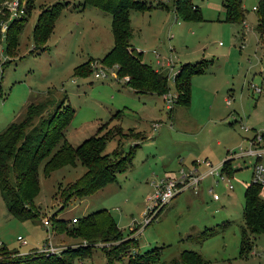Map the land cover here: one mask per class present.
Listing matches in <instances>:
<instances>
[{
  "label": "rangeland",
  "instance_id": "1",
  "mask_svg": "<svg viewBox=\"0 0 264 264\" xmlns=\"http://www.w3.org/2000/svg\"><path fill=\"white\" fill-rule=\"evenodd\" d=\"M136 1L145 3L150 11H130L133 30L130 42L153 70L157 68L167 75L166 63L171 62L174 72L179 69L192 72L188 106L176 103L172 110H166L162 97L143 103L127 94L123 82L94 79L95 67L113 66L99 61L112 45L111 19L94 7L83 8V0H34L18 45L7 57L6 65L1 41L0 131L21 120L28 104L48 101L47 110L52 111L65 97L64 105L68 102L75 110L69 126L72 133L90 134L97 120L107 118L108 109H124V127L119 123L111 125L114 121L111 120L102 130V133L121 132V136L106 144L104 152L110 153L118 145L126 153L130 146L139 145L126 172L117 174L114 181L93 196L71 199L62 210L54 197L57 186L60 184V190L64 189L85 169L79 164L65 166L45 177L40 165L39 193L34 200L39 218L14 219L0 196V242L20 254L38 249L48 238L51 245L63 248L76 243V239L64 233L50 238L51 229L42 224L44 220L56 212L58 218L70 220L106 208L123 237H135L138 245L127 254L121 253L123 256L115 264L126 262L137 251L159 247L163 249L161 262L178 256L182 250H192L208 264H264V234L255 236L250 251L239 257L243 194L251 181L253 160L231 155L245 148L246 139L254 133L264 137V40L260 42L254 30L253 10L258 0H243L244 25L224 21L221 0H191L199 19L187 21L177 15L176 23L172 13L174 0ZM21 3L25 6L26 0ZM54 3L64 7L43 44L45 50L34 45L31 31L39 11ZM152 51L159 55L160 66L155 64ZM84 59L88 77L72 76L73 68ZM115 87L119 89L115 91ZM168 89L169 95L175 93L173 80H168ZM138 117L151 125L157 123L158 128L153 130L150 124L126 127L128 121L137 123ZM119 118L120 115L115 120ZM241 127L248 131L243 132ZM225 158L231 160L230 165L236 170L230 179L231 190L212 178L204 180L197 195L189 191L178 194L160 208L150 224L141 228L151 205L154 184L180 170L197 168L201 172L207 164L217 166ZM210 187L219 196L218 201H212L207 193ZM225 221L229 224L222 227ZM206 228H212L213 232L203 237L200 233ZM17 237L25 240V244L17 241ZM101 246L108 245L96 246L89 256L74 258L72 264H106ZM9 254L11 258L15 255Z\"/></svg>",
  "mask_w": 264,
  "mask_h": 264
},
{
  "label": "trees",
  "instance_id": "2",
  "mask_svg": "<svg viewBox=\"0 0 264 264\" xmlns=\"http://www.w3.org/2000/svg\"><path fill=\"white\" fill-rule=\"evenodd\" d=\"M9 1L0 0V43L3 42L6 55L14 53L21 30L33 9L34 0H26L23 11L27 12V15L12 20H8V11L5 7V3ZM221 4L226 23L244 25L245 10L242 7V0H221ZM82 5L83 8L91 6L110 15L113 45L99 61L103 64L117 65L118 76L127 77L124 84L134 92L157 96L165 94L169 90L167 75L153 70L144 63L141 60L142 53L130 46L132 29L129 13L132 10L144 12L149 10V6L136 0H83ZM63 7L60 3H54L39 11L31 31L34 45L43 46L46 43ZM254 11L256 14L254 30L263 41L264 0L257 2ZM172 12L176 19L177 15L187 21L199 19L191 0H174ZM4 22L7 28L1 32ZM88 72V64L83 63L73 68L72 76L86 77ZM190 73L192 72L186 69H179L175 75L174 86L177 95L175 104L189 105ZM47 105L48 101L28 104L21 120L9 123L0 131V196L7 212L19 221L39 218L40 214L34 210V200L39 193L40 165L45 177L65 166L74 167L79 164L85 169L81 176L68 183L64 189L60 190V184L57 186L54 197L58 198L61 204L59 210H62L71 199L89 197L114 181L117 174L123 173L130 166L132 154L139 145L130 146L126 153L122 151V147L118 149L117 145L110 153H105L106 144L121 136L120 130L115 133L110 130L102 133L104 126L108 124L106 122L94 135L73 147L65 140L67 126L73 117L72 108L64 106L63 101H60L52 111L47 110ZM118 115L119 112L115 113L111 119ZM230 163V159H225L222 162V171L232 178L236 170ZM72 218L75 219V223H71ZM72 218L70 220L58 218L56 212L48 221L52 236L64 233L76 239V243L60 248L61 250L55 254L39 252L38 249L20 254L1 245L0 255L3 259L0 264H72L74 258L89 256L92 249L98 245H108L99 248L104 254L106 264H115L116 261L119 262L120 256H123L121 253L127 254L129 249L138 247L134 237L131 235L123 237L116 221L106 208ZM242 218L244 225L240 228L239 257L250 251L255 236L264 234L263 186L251 182L246 185ZM228 224L229 221H225L222 227ZM212 232V228H206L200 234L207 237ZM187 238H191V235ZM48 239L43 244H46ZM162 250L159 247L142 253L137 251L121 264H208L198 252L192 250H182L178 256L161 262ZM10 252L15 254L12 258Z\"/></svg>",
  "mask_w": 264,
  "mask_h": 264
},
{
  "label": "built area",
  "instance_id": "3",
  "mask_svg": "<svg viewBox=\"0 0 264 264\" xmlns=\"http://www.w3.org/2000/svg\"><path fill=\"white\" fill-rule=\"evenodd\" d=\"M5 7L8 11V20L16 19L24 15V5L21 3V0H10L9 2L5 3ZM254 9L255 8H253V10ZM6 28V22H4L1 27V32H4ZM152 54L156 59L155 64L157 66H160L162 63L158 60L159 55L155 51H152ZM166 65L168 66L167 79L174 81L175 75L178 71L174 72L171 62H167ZM155 70L158 71L159 69L156 68ZM117 71V65H113L112 68L108 69L102 67H95L93 77L97 80L112 79L117 82L125 83L127 77H119ZM256 89L257 91L259 90L258 88ZM176 97L177 95L175 93L173 95H169L168 91L162 95L165 109L171 110L173 108ZM153 127L155 130L158 127V124L154 123ZM241 130L243 132L248 131V129L244 127H241ZM263 140V134L254 133L253 137H251L250 139H246L247 146L245 148L240 149L237 153L234 152L231 155L237 159L251 158L253 162L250 165V182L264 187ZM207 178L214 179L215 183H223L228 190H231L233 188L232 184L230 183L231 178H229L222 171V163L217 166H211L210 164H207L206 170L202 172H198L196 169H191L189 171L180 170L178 174L172 173L166 175L165 177H163V179L159 180L156 184H154L153 193L150 197L151 205L150 208L146 211L147 214L145 213L146 217L143 218V224L141 228L150 224L156 218V213L160 210V208L170 202L178 194L189 191L193 195H197L201 190V184ZM207 193L213 201L219 200V196L213 192L211 187L207 190ZM71 223H75L74 218L71 219ZM42 224L47 227H49L50 225L48 220H44ZM17 241H20L22 244H25V240H23L21 237H17ZM1 245L2 244L0 242V247ZM61 249L54 247L49 241H47L46 244H43L38 248V251L43 253L55 254L58 253Z\"/></svg>",
  "mask_w": 264,
  "mask_h": 264
},
{
  "label": "crops",
  "instance_id": "4",
  "mask_svg": "<svg viewBox=\"0 0 264 264\" xmlns=\"http://www.w3.org/2000/svg\"><path fill=\"white\" fill-rule=\"evenodd\" d=\"M257 1V0H256ZM259 1V0H258ZM257 1V2H258ZM242 7L243 8H245L244 7V3H243V0H242ZM245 10V9H244ZM150 11V10H149ZM149 11H144V12H140V13H145V12H149ZM173 13V12H172ZM129 17H130V15H129ZM174 22L176 23L177 22V19H176V17H175V19H174ZM130 24H131V18H130ZM132 29V28H131ZM53 32V31H52ZM132 32H133V30H132ZM52 34V33H51ZM258 36V35H257ZM258 40L261 42V40L259 39V37H258ZM112 45H113V42H112ZM112 45L110 46V48L112 47ZM130 46L134 49V50H136L135 48H134V46L131 44V42H130ZM43 48H45L44 46H43ZM110 48H108L107 50H106V52H104V55L109 51V49ZM3 50V49H2ZM1 50V51H2ZM45 50H46V48H45ZM45 50H43V51H45ZM42 51V52H43ZM137 51V50H136ZM152 54V53H151ZM153 55V54H152ZM7 57H11V56H9V55H6L5 54V62H4V65H6L7 64V62H9L8 61V58ZM154 57V56H153ZM86 59H90L91 57H88V56H86L85 57ZM86 59H84L83 60V62L81 63V64H83V63H85V60ZM141 60L143 61V55H141ZM154 60H156L155 58H154ZM80 65V64H79ZM74 77H76V78H85V77H79V76H74ZM86 77H88V76H86ZM96 81H100V82H105V81H108V80H112V79H106V80H97V79H95ZM124 84V83H123ZM125 85V84H124ZM126 86V85H125ZM126 92H127V94L130 96V97H133V98H135L136 100H139V101H142L143 103H150L151 101H154L155 99L154 98H156V97H162V95L161 96H157V95H154V94H139V93H136V92H134L131 88H129V87H127L126 86ZM115 91H117L119 88L118 87H115ZM62 101H63V105H64V103H65V101H66V98L64 97V99H62ZM66 105H68V106H70V104L67 102V104ZM65 106V105H64ZM71 107V106H70ZM72 108V107H71ZM165 108V107H164ZM72 110H73V117H74V115H75V110L72 108ZM123 110L124 109H118V108H110V109H108V114H107V118L106 119H100V120H97L96 121V123L94 124L95 125V128H94V132H91L90 134H86V133H72V131H69V126H70V123H71V121H72V119H73V117H72V119H71V121H70V123H69V125L67 126V129H66V132H65V140L67 141V143L68 144H70L71 146H73V147H76V146H78L80 143H82L85 139H87V138H89L90 136H92V135H94L95 133H96V131H97V129L101 126V124H104V123H106V122H110L111 120H114V121H111L110 122V124L111 125H114V124H121V126L122 127H124L123 126ZM167 110V109H166ZM172 110V109H171ZM117 112H119L120 113V117L121 118H119L120 120H115V118L114 119H111V117L115 114V113H117ZM139 118V117H138ZM140 124H146V125H148V124H150L149 122H147L145 119H142V118H139V120H138V122L136 123L135 121H132V122H126L125 123V125H126V127H138V125H140ZM153 124L154 123H152V125L150 124V127L151 128H153V130H154V127H153ZM158 128V127H157ZM156 128V129H157ZM225 159H228V158H225ZM224 159V160H225ZM197 166V165H196ZM131 167V165L127 168V170L129 169ZM127 170H125L124 172H126ZM196 170H197V168H196ZM198 171V170H197ZM204 171V170H203ZM123 172V173H124ZM202 172V171H201ZM206 180H209V178H207V179H205V181ZM73 182V181H72ZM69 183H71V182H69ZM101 190H103V188H101L100 190H98L97 192H100ZM97 192H95L94 194H96ZM93 194V195H94ZM191 194V193H190ZM93 195H91V196H93ZM192 195V194H191ZM201 195V194H200ZM193 196H195V195H193ZM213 201V200H212ZM72 218V217H71ZM51 236H52V234H51ZM56 236H58V235H53L51 238H55ZM189 236V235H188ZM133 237V236H132ZM135 238V237H134ZM176 257V256H175Z\"/></svg>",
  "mask_w": 264,
  "mask_h": 264
}]
</instances>
